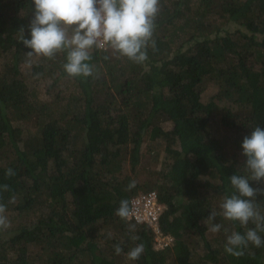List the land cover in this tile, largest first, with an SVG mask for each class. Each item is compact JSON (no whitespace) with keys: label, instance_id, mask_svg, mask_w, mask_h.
Returning <instances> with one entry per match:
<instances>
[{"label":"trees","instance_id":"trees-1","mask_svg":"<svg viewBox=\"0 0 264 264\" xmlns=\"http://www.w3.org/2000/svg\"><path fill=\"white\" fill-rule=\"evenodd\" d=\"M32 7L0 0V264H264V246L226 253L227 236L254 225L219 214L229 177L248 175L243 138L264 128V0H159L148 59L94 48L87 78L68 76L65 51L27 62L19 29L30 38ZM146 143L162 145L159 169L144 165ZM149 191L174 238L163 249L148 225L115 214ZM257 206L264 214V196Z\"/></svg>","mask_w":264,"mask_h":264},{"label":"clouds","instance_id":"clouds-1","mask_svg":"<svg viewBox=\"0 0 264 264\" xmlns=\"http://www.w3.org/2000/svg\"><path fill=\"white\" fill-rule=\"evenodd\" d=\"M32 18L27 26L30 38L21 27L20 42L30 51L25 52L27 62L32 57L53 58L58 52H66L64 71L69 77L87 78L93 75V67L87 62L92 49H108L141 64L148 59L147 48L152 40L155 18L159 12V0H31ZM154 46V41H153ZM241 155L246 157L244 169L248 175L233 174L229 177L234 189L219 204L220 215L236 221L242 227L252 223L241 234L233 231L226 238V253L239 257L249 244L264 246V214L257 206V196H264V187H253L250 182L264 184V128L257 126L243 138ZM5 175H15L11 168ZM135 186L130 182L129 188ZM8 185L0 186L7 190ZM7 206L0 203V229H7L10 221L5 215ZM121 219L129 216L127 200H121L115 213ZM216 211L206 217L209 231L217 233L222 225L216 223ZM133 240L137 237L133 236ZM123 249L115 246L120 255ZM144 252L143 244H137L127 253L130 261L139 260Z\"/></svg>","mask_w":264,"mask_h":264},{"label":"built area","instance_id":"built-area-1","mask_svg":"<svg viewBox=\"0 0 264 264\" xmlns=\"http://www.w3.org/2000/svg\"><path fill=\"white\" fill-rule=\"evenodd\" d=\"M163 205L158 201L156 191H149L138 194L130 199L128 218L146 224L154 233V246L156 249H163L170 245L174 238L160 231L159 216Z\"/></svg>","mask_w":264,"mask_h":264},{"label":"rangeland","instance_id":"rangeland-1","mask_svg":"<svg viewBox=\"0 0 264 264\" xmlns=\"http://www.w3.org/2000/svg\"><path fill=\"white\" fill-rule=\"evenodd\" d=\"M24 69H27V66H24ZM27 73V70L25 74ZM39 90L44 92L43 86H39ZM216 91V87H214L212 84L208 85L202 92L201 94V99L203 102H207L210 98L211 95H213ZM142 153L144 154V165H147L148 168L152 169H159L162 162L164 161V153H163V148L162 145H158L156 143H152V145H148L147 143L143 145L142 147ZM158 154V155H157ZM140 180L144 177V174L139 175Z\"/></svg>","mask_w":264,"mask_h":264}]
</instances>
